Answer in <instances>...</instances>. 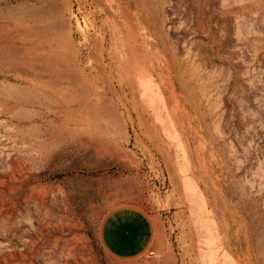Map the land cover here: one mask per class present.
Masks as SVG:
<instances>
[{"label":"rangeland","instance_id":"374dc122","mask_svg":"<svg viewBox=\"0 0 264 264\" xmlns=\"http://www.w3.org/2000/svg\"><path fill=\"white\" fill-rule=\"evenodd\" d=\"M0 264H264V0H0Z\"/></svg>","mask_w":264,"mask_h":264},{"label":"crops","instance_id":"0c3cea01","mask_svg":"<svg viewBox=\"0 0 264 264\" xmlns=\"http://www.w3.org/2000/svg\"><path fill=\"white\" fill-rule=\"evenodd\" d=\"M152 231V223L146 214L130 208H118L103 218L100 238L111 255L133 258L149 248Z\"/></svg>","mask_w":264,"mask_h":264}]
</instances>
